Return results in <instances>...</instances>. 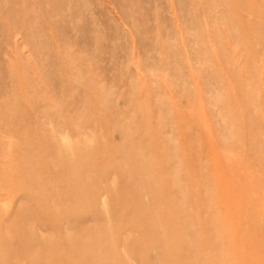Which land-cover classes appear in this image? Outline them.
<instances>
[{
  "label": "rangeland",
  "instance_id": "obj_1",
  "mask_svg": "<svg viewBox=\"0 0 264 264\" xmlns=\"http://www.w3.org/2000/svg\"><path fill=\"white\" fill-rule=\"evenodd\" d=\"M0 264H264V0H0Z\"/></svg>",
  "mask_w": 264,
  "mask_h": 264
}]
</instances>
